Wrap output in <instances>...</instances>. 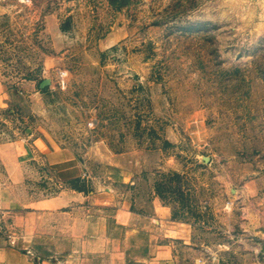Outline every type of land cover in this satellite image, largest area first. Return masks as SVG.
<instances>
[{
	"label": "rangeland",
	"instance_id": "rangeland-1",
	"mask_svg": "<svg viewBox=\"0 0 264 264\" xmlns=\"http://www.w3.org/2000/svg\"><path fill=\"white\" fill-rule=\"evenodd\" d=\"M68 188L132 264H264V0H0V201Z\"/></svg>",
	"mask_w": 264,
	"mask_h": 264
},
{
	"label": "crops",
	"instance_id": "crops-1",
	"mask_svg": "<svg viewBox=\"0 0 264 264\" xmlns=\"http://www.w3.org/2000/svg\"><path fill=\"white\" fill-rule=\"evenodd\" d=\"M18 165L16 177L22 181ZM7 195L0 201L8 226L0 230V264H132L116 247L121 221L87 204L85 192L68 188L38 197L24 189ZM172 253L170 245L160 243L143 264H176Z\"/></svg>",
	"mask_w": 264,
	"mask_h": 264
}]
</instances>
